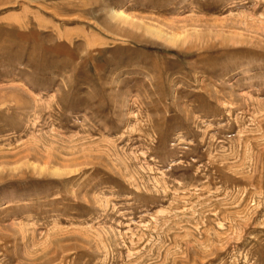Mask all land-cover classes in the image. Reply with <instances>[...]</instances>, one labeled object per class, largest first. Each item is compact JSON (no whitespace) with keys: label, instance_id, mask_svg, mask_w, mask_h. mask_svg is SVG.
I'll use <instances>...</instances> for the list:
<instances>
[{"label":"rangeland","instance_id":"rangeland-1","mask_svg":"<svg viewBox=\"0 0 264 264\" xmlns=\"http://www.w3.org/2000/svg\"><path fill=\"white\" fill-rule=\"evenodd\" d=\"M0 264H264V0H0Z\"/></svg>","mask_w":264,"mask_h":264},{"label":"bare ground","instance_id":"bare-ground-1","mask_svg":"<svg viewBox=\"0 0 264 264\" xmlns=\"http://www.w3.org/2000/svg\"><path fill=\"white\" fill-rule=\"evenodd\" d=\"M114 15H116V16H117L118 14H116V13H115ZM171 36H172V35H171ZM172 37H173V36H172Z\"/></svg>","mask_w":264,"mask_h":264}]
</instances>
